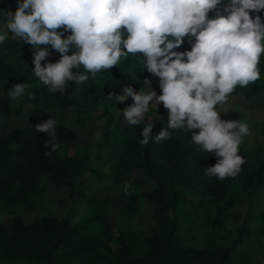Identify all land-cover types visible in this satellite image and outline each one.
Here are the masks:
<instances>
[{
	"label": "trees",
	"instance_id": "trees-1",
	"mask_svg": "<svg viewBox=\"0 0 264 264\" xmlns=\"http://www.w3.org/2000/svg\"><path fill=\"white\" fill-rule=\"evenodd\" d=\"M16 7L17 0H0V19L6 21V12H14ZM250 14L253 17L260 15L264 21V10ZM214 15V12L209 13L210 18ZM60 31L63 32V29ZM68 34L63 32L65 37ZM35 50L30 44L11 37L0 43V80L3 85L10 82L27 83V99L34 104L27 113L28 121L24 127H16L8 136H0V207L3 208L21 204L31 211V197L44 190L48 183L53 182L60 188L73 185V178L86 175L89 151L84 148L73 155L69 154L68 147L76 140L77 134L63 123L56 122L57 139L52 141L58 143L59 148L50 157L44 155L45 151H51L50 145L44 147L51 137L35 131L36 124L47 120L43 108L52 104H73L81 113L91 99L97 103L113 104L115 98L108 99L110 92L122 93L129 84L135 90L143 87L145 74H148L146 69H140L141 59L130 56L112 69L102 70L95 78L89 74V79L83 84L67 82L62 94L52 93L34 74ZM176 50H190L187 38ZM59 59L57 52L56 56L46 57L41 64L54 63ZM259 67L261 79L247 88L237 86L230 96L241 94L249 100L251 108L264 110V55ZM79 71L83 72V67ZM147 78L154 85L158 77L149 75ZM106 111L108 114L111 112L109 109ZM11 113L10 100H0V117L10 116ZM110 115L109 122H114V115ZM81 116L78 121L85 126L86 119ZM167 116L168 110L165 108L158 111L149 108L141 124L133 126L125 121L120 126L124 151L113 171L118 173L124 169L129 173L123 180V185L127 183L129 188L125 191L124 187L122 192V197L127 201L123 212L125 220L121 221L124 225L120 228L119 236L116 237L108 225L111 200L89 196L87 204L91 208L90 214L76 224L69 216H44L26 223L21 215H16L10 223H0V264H235L241 245L254 232L249 220H245L227 242L217 241L214 236L218 233H215L206 239L201 249L186 243L182 235V220L193 218L195 212L201 211L214 232H229L226 208L236 202L251 201L254 195L264 192V146L245 148L241 144L239 154L247 162L235 178L219 180L206 176L205 168L213 166L219 157L204 152L192 143L191 135L199 129L189 132L183 129L169 130L173 132L171 139L160 143L154 141L155 135L162 128H167ZM147 123L154 125L152 138L148 145H143L140 142L143 139L142 129ZM262 131L264 133V123ZM182 168H189L191 172L187 174L188 171ZM136 169L147 173L157 186L147 192L135 193L132 171ZM198 193L202 197L193 202L191 196ZM229 196L234 198L224 202ZM147 201L157 206L158 213L171 211L173 215L147 239V249L138 252L133 248L129 225ZM256 219V229L264 235V209ZM115 240L117 248L113 247Z\"/></svg>",
	"mask_w": 264,
	"mask_h": 264
},
{
	"label": "clouds",
	"instance_id": "clouds-1",
	"mask_svg": "<svg viewBox=\"0 0 264 264\" xmlns=\"http://www.w3.org/2000/svg\"><path fill=\"white\" fill-rule=\"evenodd\" d=\"M261 10L264 0H17L16 10L7 11L5 20L13 39L36 49L34 74L52 93L62 94L67 82L83 84L89 74L95 78L130 56L139 57L140 69L159 78L161 94L146 77L147 91L129 84L122 94L110 92L108 99L114 97L117 104L132 98L123 115L133 126L144 121L150 102H162L168 124L154 141L171 139L169 130L199 129L192 133V143L219 157L204 174L224 180L235 178L247 162L239 151L251 130L247 122L221 119L217 106L225 105L237 86L247 88L261 78L264 21L250 14ZM60 29L70 34L65 37ZM7 32L0 34V43ZM186 38L190 50L177 51ZM49 45L60 59L42 66ZM28 88L16 83L8 95L18 101ZM55 126L53 118L35 125L37 133L51 137L44 144L51 148L46 157L59 148L52 142L57 139ZM153 126L147 123L142 129L141 144H149ZM124 187L127 191L129 185Z\"/></svg>",
	"mask_w": 264,
	"mask_h": 264
},
{
	"label": "rangeland",
	"instance_id": "rangeland-1",
	"mask_svg": "<svg viewBox=\"0 0 264 264\" xmlns=\"http://www.w3.org/2000/svg\"><path fill=\"white\" fill-rule=\"evenodd\" d=\"M1 32L3 34L7 32L6 21L3 19H0ZM7 37L13 38V34L7 32ZM15 39L21 40L20 38ZM48 48L49 56L57 55V52L52 50L50 45ZM149 75L151 74H145L146 77ZM13 85L11 82L3 85L0 80V100L9 99L12 105L11 115L0 117V136L4 137L8 136L14 128H21L27 124V113L34 106L27 99L26 92L18 101L13 100L8 95ZM150 86L156 91L157 95L161 94L159 78H156L155 84ZM136 90L147 91L148 89L139 87ZM132 103L131 97H128L123 103L117 102V104H115V101L113 104H108L107 102L97 103L91 99L86 103V110L81 113L78 107L73 104H52L43 108L45 109L46 119L53 118L56 122L63 123L75 130L77 138L68 147L70 155H73L78 150L88 149L90 159L87 161L88 169L86 175L84 177H75L73 178V185H65L60 188H57L53 182L48 183L44 190L31 197L33 203L31 211L24 209L21 204L10 208L0 207V223H10L16 215H21L26 223L44 216H57L59 218L69 216L73 224H76L89 216L91 208L87 204V199L89 196H96L111 200L108 209V225L113 230L114 235L116 237L119 236L121 234L120 228L124 225L121 221L125 220L123 212L127 201V198L124 199L122 197L123 180L129 173L124 169H120L118 173L114 172L113 167L124 151L120 126L122 122L127 120L122 117L123 111L124 108ZM149 108L158 111L164 107L162 102L157 106V102L154 100L150 102ZM107 109L111 110L110 114L114 115V122H109L111 115L108 114ZM217 110L222 111L220 115L223 120L237 119L249 124L250 135L246 136L242 143L245 148H252L258 145L264 146V133L262 131L264 123L263 109L251 108L249 100L238 94L230 96L225 105H218ZM80 115L86 119L85 126H82L78 121ZM183 164L187 167L185 163ZM182 169L185 172L189 170V168ZM190 172L188 171L187 174ZM132 182L135 193L147 192L157 186L154 179L138 169L132 171ZM201 197V193L194 194L191 196V200L197 202ZM231 198L234 197H226L224 202ZM156 207L155 204L147 201L143 209L134 216L131 225L128 224L133 248L138 252H144L147 249V239L153 235L155 229H158L173 215L171 211L158 213ZM202 207L205 208L206 206ZM263 209L264 192L254 195L251 201L236 202L226 208L225 213L229 232H214L210 222L204 218L201 211H198V213H194L193 218H184L182 220V235L187 244L201 249L205 246L206 239L215 233H218V235L214 236L217 241L227 242L236 233L235 230L241 227L245 220H249L254 232L241 245L235 264H264V235L260 234L256 229L258 224L256 218ZM96 229L99 230L100 228L96 227ZM116 242L115 240V243H113L114 248L118 247Z\"/></svg>",
	"mask_w": 264,
	"mask_h": 264
}]
</instances>
